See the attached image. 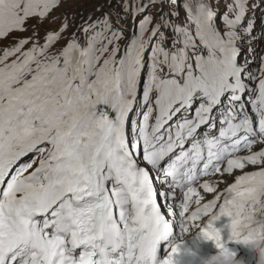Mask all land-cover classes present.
Here are the masks:
<instances>
[{
    "label": "snow or ice",
    "instance_id": "6c2138e0",
    "mask_svg": "<svg viewBox=\"0 0 264 264\" xmlns=\"http://www.w3.org/2000/svg\"><path fill=\"white\" fill-rule=\"evenodd\" d=\"M64 2L0 0V264H172L221 216L264 239L251 0Z\"/></svg>",
    "mask_w": 264,
    "mask_h": 264
},
{
    "label": "rangeland",
    "instance_id": "374dc122",
    "mask_svg": "<svg viewBox=\"0 0 264 264\" xmlns=\"http://www.w3.org/2000/svg\"><path fill=\"white\" fill-rule=\"evenodd\" d=\"M105 0H65V2L61 5V7L55 9L52 13L53 17H61L65 13H73L80 12L83 9L84 15L86 16L88 12L92 11L94 6L98 3H104ZM116 0H113V4L115 5ZM252 8L248 13L249 18L254 20V30L252 35L257 36L258 39L252 42L254 52L252 55H255L257 58L261 55H264V35H261L264 32V2L262 0H251ZM221 10L222 6H221ZM99 15V13H96ZM181 17H183V11H181ZM80 18L77 16V23H79ZM61 20L55 19L50 21H45L43 26L40 28V36L43 37L45 35L46 30H56L60 26ZM73 31V28H69L68 32L65 33V37H68L69 34ZM18 35L28 36L31 35V29L28 32L20 33ZM10 40H4L0 42V49H2L5 45L10 44ZM65 43V40H61L56 47H60ZM248 55L247 45L243 46V52L240 57L241 60H244ZM257 63L249 65L250 68L258 67ZM259 147V146H258ZM257 147V148H258Z\"/></svg>",
    "mask_w": 264,
    "mask_h": 264
},
{
    "label": "clouds",
    "instance_id": "9594fccd",
    "mask_svg": "<svg viewBox=\"0 0 264 264\" xmlns=\"http://www.w3.org/2000/svg\"><path fill=\"white\" fill-rule=\"evenodd\" d=\"M196 232L197 228H191L182 236L171 241V245H177L180 247V252L172 258V264H190V261L196 258L197 253L190 247L185 246V241L191 236V234ZM241 242L256 256V264H264V239L253 237L247 241ZM218 249L219 250L216 254L207 258L202 257V264H244L243 260L238 259L233 250L226 245Z\"/></svg>",
    "mask_w": 264,
    "mask_h": 264
},
{
    "label": "bare ground",
    "instance_id": "6f19581e",
    "mask_svg": "<svg viewBox=\"0 0 264 264\" xmlns=\"http://www.w3.org/2000/svg\"><path fill=\"white\" fill-rule=\"evenodd\" d=\"M229 182H231V178H228Z\"/></svg>",
    "mask_w": 264,
    "mask_h": 264
}]
</instances>
